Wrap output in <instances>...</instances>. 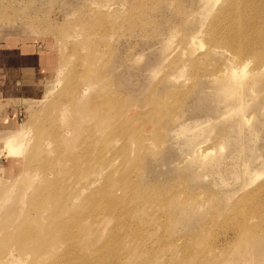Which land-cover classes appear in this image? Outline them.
I'll use <instances>...</instances> for the list:
<instances>
[{"label":"rangeland","instance_id":"rangeland-1","mask_svg":"<svg viewBox=\"0 0 264 264\" xmlns=\"http://www.w3.org/2000/svg\"><path fill=\"white\" fill-rule=\"evenodd\" d=\"M0 41L47 57L0 133V264L14 221L48 264H264V0H0Z\"/></svg>","mask_w":264,"mask_h":264},{"label":"bare ground","instance_id":"bare-ground-1","mask_svg":"<svg viewBox=\"0 0 264 264\" xmlns=\"http://www.w3.org/2000/svg\"><path fill=\"white\" fill-rule=\"evenodd\" d=\"M206 1H208V0H206ZM230 72L231 73L229 75L228 80L225 83L220 85V91L224 97V100L229 104L227 106L229 113L230 114L234 113V114L240 115V114H243L245 112L244 106L246 105V102L244 100L245 96H244L243 91L245 90V87H247L246 86L247 83H246V81H244L245 80V79H243L244 77L237 79V75H238L237 70H231ZM235 102H237V105L234 104ZM23 144H24L23 141H21L19 139V135L11 136L5 143H2L1 155H4L5 158H9V159L16 158L18 156L17 154L21 153ZM12 169H14V168H12ZM10 172H11V170H10ZM260 175H262V173H253L254 177L252 178V181L259 178ZM58 186H59V184H58ZM47 191H49L48 195H50L49 196L50 198L48 200L49 202H48V206H47V211H49L55 218V216L57 217L58 214L54 215L56 213V212H54L55 211V209H54L55 202L54 201L57 200V198H55V197L58 195V193H57L58 191L55 190V187L53 188V190H50V188L47 187ZM38 194H39V192H38ZM39 196H40V194H39ZM45 196H44V198H45ZM47 214H48V212H47ZM43 216H44V214L42 215V217ZM53 216L51 218H53ZM46 217H48V216H45V218ZM26 218L28 219V217H26ZM29 219H31L30 216H29ZM15 220H17V219H15ZM22 221H24V220H22ZM15 224L16 223L14 221L13 227L11 225H9V228L11 227L12 231H10V234L5 238L7 242L10 241L12 243L11 244L9 242L12 246V248H10V249L15 248V251L13 252L9 249L8 254L5 255L2 259V260H4L3 262H5V263H3V262H1V263H3V264H24L31 257L32 258L31 259L32 264H48L47 262L45 263V261L43 263L41 260H42V257L45 255V254H43L44 251L49 253L53 249L52 244H54V243H52V244L49 243L48 242L49 239L47 238V236L44 233H41L39 229L33 228L32 230H30L29 228H27L23 224H21L22 226L18 225L17 227H15L14 226ZM50 224L52 225V229L55 232L60 228L59 221L57 222V220H55V221L53 220ZM55 239H57V238H55ZM35 251L37 254H35ZM35 258L38 260V263H37V261H34V263H33V260Z\"/></svg>","mask_w":264,"mask_h":264},{"label":"crops","instance_id":"crops-1","mask_svg":"<svg viewBox=\"0 0 264 264\" xmlns=\"http://www.w3.org/2000/svg\"><path fill=\"white\" fill-rule=\"evenodd\" d=\"M45 56L37 50L10 47L0 41V133L13 129L22 117V107L16 101L37 95L40 74L47 62ZM0 156L1 164L4 155Z\"/></svg>","mask_w":264,"mask_h":264}]
</instances>
